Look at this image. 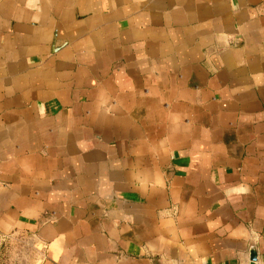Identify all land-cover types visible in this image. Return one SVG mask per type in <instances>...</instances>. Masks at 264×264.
Instances as JSON below:
<instances>
[{"label":"crops","instance_id":"crops-1","mask_svg":"<svg viewBox=\"0 0 264 264\" xmlns=\"http://www.w3.org/2000/svg\"><path fill=\"white\" fill-rule=\"evenodd\" d=\"M15 235L264 264V0H0V264Z\"/></svg>","mask_w":264,"mask_h":264},{"label":"built area","instance_id":"built-area-1","mask_svg":"<svg viewBox=\"0 0 264 264\" xmlns=\"http://www.w3.org/2000/svg\"><path fill=\"white\" fill-rule=\"evenodd\" d=\"M11 240H12V244H10V250L8 251L7 256L5 257L7 259L10 258L17 259L16 261L17 263L19 262V264H23L26 260V257H28L36 249H39L36 246H34L29 241V239L23 235H15Z\"/></svg>","mask_w":264,"mask_h":264},{"label":"water","instance_id":"water-1","mask_svg":"<svg viewBox=\"0 0 264 264\" xmlns=\"http://www.w3.org/2000/svg\"><path fill=\"white\" fill-rule=\"evenodd\" d=\"M251 260H252L251 264H254V262L257 261V251L255 248L251 249Z\"/></svg>","mask_w":264,"mask_h":264}]
</instances>
